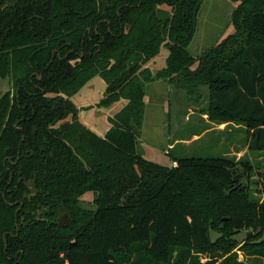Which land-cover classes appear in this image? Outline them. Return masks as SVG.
<instances>
[{
    "label": "trees",
    "instance_id": "obj_1",
    "mask_svg": "<svg viewBox=\"0 0 264 264\" xmlns=\"http://www.w3.org/2000/svg\"><path fill=\"white\" fill-rule=\"evenodd\" d=\"M227 1L231 34L193 57L205 0H0V264H245L231 236L263 227L264 206L234 163L165 166L137 150L146 86L163 81L188 101L206 87L208 121L243 126L248 149L264 152V0ZM161 48L165 66L152 71ZM96 76V107L126 101L104 136L72 100Z\"/></svg>",
    "mask_w": 264,
    "mask_h": 264
},
{
    "label": "rangeland",
    "instance_id": "obj_2",
    "mask_svg": "<svg viewBox=\"0 0 264 264\" xmlns=\"http://www.w3.org/2000/svg\"><path fill=\"white\" fill-rule=\"evenodd\" d=\"M234 7L235 4L227 0H205L197 15L194 38L187 49L193 57L231 34L230 17ZM164 11L168 12L170 8L165 7ZM167 54V49L161 48L157 58L165 59ZM160 63L161 60L158 66ZM7 89L8 83L4 80L0 86V94ZM199 94L197 101H188L184 90L176 89L163 81L147 84L144 98L146 107L137 150L145 154L142 155L145 160L165 166H172L174 157L224 156L234 163V169L242 175L248 199L258 207L264 206V152H252L248 149L243 126L208 121L201 112L206 109L207 88H199ZM196 130L203 133L194 137L192 135ZM175 140L183 141L175 143ZM240 162H247L249 167L243 169ZM93 198V193L87 192L83 196L82 205L92 208L87 203ZM60 223L68 224L67 218L61 219ZM216 237L218 234L211 233L212 240ZM231 239L235 244L229 254L235 255L236 262L264 264V256L258 252L264 250V225L258 229L234 230ZM256 252L258 253L255 254ZM197 258L200 264L208 260V256L203 254H198Z\"/></svg>",
    "mask_w": 264,
    "mask_h": 264
},
{
    "label": "crops",
    "instance_id": "obj_3",
    "mask_svg": "<svg viewBox=\"0 0 264 264\" xmlns=\"http://www.w3.org/2000/svg\"><path fill=\"white\" fill-rule=\"evenodd\" d=\"M167 55L164 56L165 59L155 58L149 64V68L152 71H156L163 68L165 66V60ZM160 60L162 61V63H160V65L158 66ZM105 89H106L105 82L101 78L95 77L92 80H90L87 84H85V86H83L81 90L72 98L73 102L79 109L78 112L79 120L83 124H85L88 128L98 133L100 136H104V134L109 129L107 118L119 112L121 108L126 104V101L119 100L117 102H114L108 108L95 107V105L103 97ZM176 141H183V140H175L174 142L176 143ZM168 147L170 149L172 148V146L170 145H168ZM143 155L145 156V154Z\"/></svg>",
    "mask_w": 264,
    "mask_h": 264
},
{
    "label": "flooded vegetation",
    "instance_id": "obj_4",
    "mask_svg": "<svg viewBox=\"0 0 264 264\" xmlns=\"http://www.w3.org/2000/svg\"><path fill=\"white\" fill-rule=\"evenodd\" d=\"M165 7L166 6H162V7H160V9L161 10H164L165 9ZM167 58V57H166ZM166 61V60H165ZM151 63V62H150ZM149 63V64H150ZM148 67H149V65H148ZM96 77H98V76H96ZM95 78V77H94ZM100 78V77H99ZM92 80V79H91ZM85 86V85H84ZM70 120V117L67 119V121H69ZM31 183H29V186H28V190H29V188L31 187V185H30ZM34 185V184H33ZM35 188V187H34ZM32 193V192H31ZM33 194V193H32ZM67 218V216L66 215H62L61 217H60V219H59V221H58V225H62L61 223H60V221H61V219H66Z\"/></svg>",
    "mask_w": 264,
    "mask_h": 264
},
{
    "label": "water",
    "instance_id": "obj_5",
    "mask_svg": "<svg viewBox=\"0 0 264 264\" xmlns=\"http://www.w3.org/2000/svg\"><path fill=\"white\" fill-rule=\"evenodd\" d=\"M30 185H31V187L29 188V191L33 193V196H35L36 195V190L34 188V185H33V183H31Z\"/></svg>",
    "mask_w": 264,
    "mask_h": 264
},
{
    "label": "built area",
    "instance_id": "obj_6",
    "mask_svg": "<svg viewBox=\"0 0 264 264\" xmlns=\"http://www.w3.org/2000/svg\"><path fill=\"white\" fill-rule=\"evenodd\" d=\"M172 166H173V167L176 166V163H172Z\"/></svg>",
    "mask_w": 264,
    "mask_h": 264
}]
</instances>
